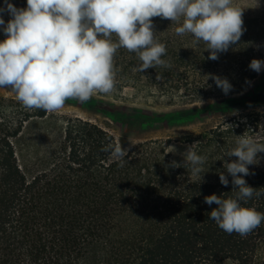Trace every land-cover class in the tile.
<instances>
[{"label": "trees", "instance_id": "1", "mask_svg": "<svg viewBox=\"0 0 264 264\" xmlns=\"http://www.w3.org/2000/svg\"><path fill=\"white\" fill-rule=\"evenodd\" d=\"M7 2L27 7V0ZM0 8L5 9L0 13L5 34L12 17L5 0ZM242 19L240 40L211 60L202 41L177 35L178 25L170 20L152 18L155 38L166 47L161 59L167 66L141 72L137 54L120 48L114 56V88H132L155 103L193 107L184 111L191 115L180 117L221 109L223 102L198 104L245 91L258 74L250 62L262 58L264 12L243 11ZM214 77L228 81L227 94ZM47 117L15 97L0 96V264H264V222L246 236L228 234L210 219L218 205L204 202L213 194L236 196L226 164L237 158L226 153L244 133L264 143L260 116H234L187 140L199 142L195 150L206 157L200 176L170 157V140L123 147L125 158L114 159L102 148L117 143L116 137L82 117L67 118L60 139L46 151L26 149L27 125ZM248 168L243 178L261 195L241 204L264 213V152ZM221 173L227 186L220 183Z\"/></svg>", "mask_w": 264, "mask_h": 264}, {"label": "clouds", "instance_id": "2", "mask_svg": "<svg viewBox=\"0 0 264 264\" xmlns=\"http://www.w3.org/2000/svg\"><path fill=\"white\" fill-rule=\"evenodd\" d=\"M5 3L12 19L3 29L6 39L0 41V88H10L26 109L47 113L59 112L69 99L86 102L94 95L112 93L114 56L120 48L137 54L141 72L167 66L161 59L166 47L153 31L154 17L176 23L177 35L191 34L194 43L206 44L211 60L237 43L244 31L243 10L234 0H27L22 9ZM0 25H5L2 16ZM249 67L260 72L264 61L253 59ZM214 79L227 94L228 81ZM198 143L183 153V166L190 167L193 176H200L206 161L195 150ZM235 143L226 156L237 160L227 163L226 171L233 178L236 196L213 194L204 202L218 205L209 215L220 229L246 236L264 222V213L241 204L261 195L243 177L249 175L248 166L255 164L257 154L264 152V143L245 133ZM102 151L116 160L127 155L119 142ZM219 179L228 185L223 173Z\"/></svg>", "mask_w": 264, "mask_h": 264}, {"label": "rangeland", "instance_id": "3", "mask_svg": "<svg viewBox=\"0 0 264 264\" xmlns=\"http://www.w3.org/2000/svg\"><path fill=\"white\" fill-rule=\"evenodd\" d=\"M234 3L248 14L264 12V0H234ZM4 39L6 35L0 32V41ZM261 51V61H264V43ZM0 96L15 97V94L10 88H0ZM91 98L97 102L95 105L91 99L86 102L69 99L59 112L48 113L47 119L30 122L24 131V147L46 151L60 139L69 117H82L98 123L111 132L125 149L143 141L170 140L169 155L177 162H184L183 153L191 145L187 140L206 134L234 116H260V135L264 136V67L245 91L198 104L199 107L223 102L221 109L204 110L196 118L188 117L191 114L184 112L192 109V106L155 103L152 98L132 88H114L108 95L97 94ZM182 113L188 116L180 117Z\"/></svg>", "mask_w": 264, "mask_h": 264}]
</instances>
